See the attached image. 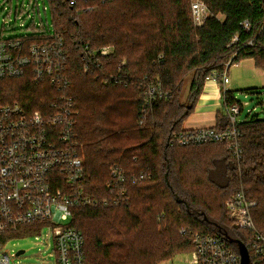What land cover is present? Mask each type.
Instances as JSON below:
<instances>
[{
	"label": "trees",
	"instance_id": "1",
	"mask_svg": "<svg viewBox=\"0 0 264 264\" xmlns=\"http://www.w3.org/2000/svg\"><path fill=\"white\" fill-rule=\"evenodd\" d=\"M48 1L53 28L44 22L38 28L35 16L25 30L31 42L51 28L66 38L85 191L105 197L114 165L129 176L128 202L74 210L71 225L85 238L87 264H161L193 251L196 233L227 234L250 249V234L230 220L225 202L243 189L257 203L252 216L264 233V117L240 124L239 160L224 144L172 148L169 140L185 131L213 73L249 58L264 69V0H201L212 13L202 27L194 24L193 0H113L89 13L67 0ZM246 20L250 32L242 26ZM78 42L115 52L104 68L86 74ZM112 76L121 81L106 82ZM150 81L160 82L168 97L144 115L142 90ZM55 94L30 77L0 81V106L18 102L45 112ZM224 99V105L239 102L229 91ZM216 127H228L225 113L219 112ZM12 234L0 233V243Z\"/></svg>",
	"mask_w": 264,
	"mask_h": 264
},
{
	"label": "built area",
	"instance_id": "2",
	"mask_svg": "<svg viewBox=\"0 0 264 264\" xmlns=\"http://www.w3.org/2000/svg\"><path fill=\"white\" fill-rule=\"evenodd\" d=\"M113 0H70L77 12L89 13L100 5ZM12 5V4H11ZM0 81L30 77L39 86L50 85L56 94L45 112L30 111L18 102L0 106V233L12 234L29 227L44 225L54 239L56 264H87L86 242L82 232L71 225L74 210L78 207L118 206L128 202L127 183L129 176L119 165L110 169V181L106 186L107 195L101 199L89 196L84 188L86 167L77 142V118L80 114L71 95V78L67 72L66 38L52 29L40 41L31 42L27 35H14L17 29L25 30L21 20L25 10L16 9L15 19L10 22L12 11L5 13L6 3H0ZM48 11V7H44ZM193 21L202 27L212 16L207 5L201 0L191 4ZM219 20L222 17H218ZM250 32L249 21L242 23ZM53 31V32H52ZM238 41L236 37L233 41ZM80 44L81 62L86 74L105 67L106 61L114 54V48L103 46L92 48ZM126 65L123 62L120 65ZM225 71L218 75L224 85ZM109 81L121 80L112 76ZM224 89V95L226 93ZM168 93L160 82H146L142 90L145 103L143 114L150 111L155 102L164 100ZM241 102L225 105L228 127L185 130L173 134L169 146L194 147L209 144H224L239 160L242 157L240 124L250 119L239 120L244 106ZM253 110H249V115ZM254 117V115H253ZM142 124L143 121H140ZM144 179V175L130 176V179ZM257 206L240 190L226 204L230 220L240 230L250 234L248 252L250 264H264V233L258 230L252 216ZM186 234V231H181ZM229 240L211 233H196L194 250L189 252L188 264H241L240 253L232 249ZM4 253L0 264H12V258Z\"/></svg>",
	"mask_w": 264,
	"mask_h": 264
},
{
	"label": "rangeland",
	"instance_id": "3",
	"mask_svg": "<svg viewBox=\"0 0 264 264\" xmlns=\"http://www.w3.org/2000/svg\"><path fill=\"white\" fill-rule=\"evenodd\" d=\"M9 1L10 0H0V3H6L7 9L5 13H8L9 10L12 11L11 23H13L15 19L16 9L19 8V11L22 9L25 10V14L21 18L25 26L31 24L35 16H37L35 21L38 28L41 27L42 22L46 25H52L53 16L48 0H11L12 5L9 4ZM45 5L48 7L47 12L44 11ZM0 11L3 12L4 7L0 8ZM14 35H27V31L17 29L16 33L9 34L10 37ZM190 79L191 75L187 81L185 95L188 94ZM253 93L254 94L249 95L247 98L245 94L237 93L236 97L242 104L248 103L247 106H244L243 113L239 120L252 119L255 113H259L261 118L264 117V90L256 89ZM249 110H253V114L249 115ZM225 204L227 203L225 202ZM49 232L48 227L37 225L25 227L10 235L3 244L0 243V260L4 253L13 256L17 255L20 251H25V253L18 258H12V264H56V258L54 256V239L49 236ZM188 256V253H180L161 264H188Z\"/></svg>",
	"mask_w": 264,
	"mask_h": 264
},
{
	"label": "crops",
	"instance_id": "4",
	"mask_svg": "<svg viewBox=\"0 0 264 264\" xmlns=\"http://www.w3.org/2000/svg\"><path fill=\"white\" fill-rule=\"evenodd\" d=\"M224 89L231 92L236 99L237 93H243L245 90H264V69L258 68L254 59H244L230 66L225 85L218 81V73H213L205 83L194 113L184 124L185 130L217 126L219 112L225 113ZM243 94L246 98L249 97V94Z\"/></svg>",
	"mask_w": 264,
	"mask_h": 264
},
{
	"label": "water",
	"instance_id": "5",
	"mask_svg": "<svg viewBox=\"0 0 264 264\" xmlns=\"http://www.w3.org/2000/svg\"><path fill=\"white\" fill-rule=\"evenodd\" d=\"M67 1H70V0H67ZM254 117L256 118V120L261 119V116L259 113H255ZM224 236L225 238L229 240L230 243H234L238 246L239 253L241 256V264H250V255H249L247 247L243 244V242L238 239H233L229 237L227 234H225ZM24 253L25 251H20L18 252V255H22Z\"/></svg>",
	"mask_w": 264,
	"mask_h": 264
}]
</instances>
